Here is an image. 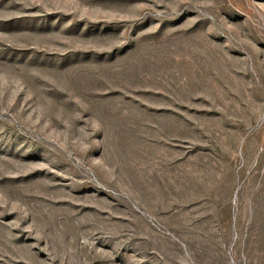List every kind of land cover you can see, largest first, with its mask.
Masks as SVG:
<instances>
[{
	"label": "rangeland",
	"instance_id": "1",
	"mask_svg": "<svg viewBox=\"0 0 264 264\" xmlns=\"http://www.w3.org/2000/svg\"><path fill=\"white\" fill-rule=\"evenodd\" d=\"M0 264H264V0H0Z\"/></svg>",
	"mask_w": 264,
	"mask_h": 264
}]
</instances>
